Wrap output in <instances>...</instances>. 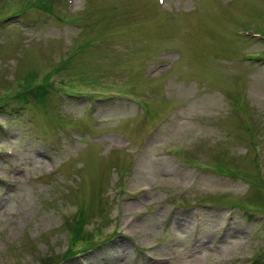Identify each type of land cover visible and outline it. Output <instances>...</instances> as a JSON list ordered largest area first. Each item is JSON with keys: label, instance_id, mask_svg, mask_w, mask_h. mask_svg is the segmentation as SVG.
<instances>
[{"label": "rangeland", "instance_id": "374dc122", "mask_svg": "<svg viewBox=\"0 0 264 264\" xmlns=\"http://www.w3.org/2000/svg\"><path fill=\"white\" fill-rule=\"evenodd\" d=\"M0 264H264V0H0Z\"/></svg>", "mask_w": 264, "mask_h": 264}, {"label": "trees", "instance_id": "16d2710c", "mask_svg": "<svg viewBox=\"0 0 264 264\" xmlns=\"http://www.w3.org/2000/svg\"><path fill=\"white\" fill-rule=\"evenodd\" d=\"M44 94V93H43Z\"/></svg>", "mask_w": 264, "mask_h": 264}]
</instances>
